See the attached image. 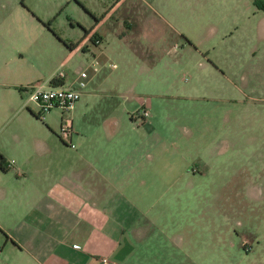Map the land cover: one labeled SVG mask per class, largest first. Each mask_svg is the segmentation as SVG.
<instances>
[{"label": "rangeland", "instance_id": "obj_1", "mask_svg": "<svg viewBox=\"0 0 264 264\" xmlns=\"http://www.w3.org/2000/svg\"><path fill=\"white\" fill-rule=\"evenodd\" d=\"M262 3L0 0V74L20 91L55 73L68 89L89 74L94 95L73 112L74 144L87 132L95 148L104 133L109 160L130 158L141 264H264ZM98 24L102 46L71 54ZM144 106L146 124L132 123ZM61 116L28 123L31 149L36 137L65 147ZM5 243L0 231V264Z\"/></svg>", "mask_w": 264, "mask_h": 264}, {"label": "crops", "instance_id": "obj_2", "mask_svg": "<svg viewBox=\"0 0 264 264\" xmlns=\"http://www.w3.org/2000/svg\"><path fill=\"white\" fill-rule=\"evenodd\" d=\"M262 7L264 11V3ZM99 26L87 31L71 54L82 47L99 49L104 43ZM93 36L101 39L100 46L94 45ZM0 75L8 77L0 81V164L7 163L5 171L0 169V231L6 235L8 264H100L103 257L116 264H141L135 249L136 208L126 194L137 184L130 167H124L130 158L122 154L118 163L109 160L103 147L108 135L100 133L94 148L87 129L77 132L76 149L64 142L65 147L56 142L53 149L46 148L37 137L31 149L25 127L42 126L38 113L27 89L19 90L25 86L14 82V75ZM58 79L65 87L66 76ZM84 90L82 95L92 99L93 90ZM144 110L151 116L148 106ZM147 119L133 116L132 123L146 124ZM130 154L135 155L134 149Z\"/></svg>", "mask_w": 264, "mask_h": 264}, {"label": "built area", "instance_id": "obj_3", "mask_svg": "<svg viewBox=\"0 0 264 264\" xmlns=\"http://www.w3.org/2000/svg\"><path fill=\"white\" fill-rule=\"evenodd\" d=\"M93 43L96 46H100L102 41L99 37H92ZM96 60V59H95ZM99 62L96 60L93 63L95 71L98 69ZM58 78H63L64 75L60 74ZM88 73L82 72L80 74L77 84L72 88H64V86H53L51 83L48 84H35L27 88L29 92V103L35 104L38 109V117L45 121L46 116L53 110H61V140L67 143L70 148L76 149L77 146L74 144V120L73 112L76 105L81 100L83 90L87 87ZM150 113L147 110L142 111L139 117L147 119ZM100 264H116L109 258L103 257L100 260Z\"/></svg>", "mask_w": 264, "mask_h": 264}, {"label": "trees", "instance_id": "obj_4", "mask_svg": "<svg viewBox=\"0 0 264 264\" xmlns=\"http://www.w3.org/2000/svg\"><path fill=\"white\" fill-rule=\"evenodd\" d=\"M86 34H88V32L86 31ZM74 48H76V47H73L72 46V50L74 49ZM59 81H60V79H58L57 77H54L52 80H51V84L53 85V86H60V84L61 85H64L65 84V82H63V80H61L60 81V83H59ZM38 119H39V117L38 116H36ZM7 163H6V161L5 160H3V162L0 164V169L1 170H3V171H5L6 169V165Z\"/></svg>", "mask_w": 264, "mask_h": 264}]
</instances>
